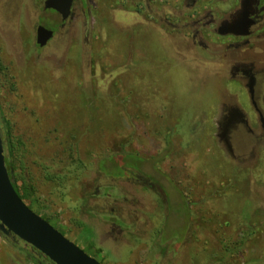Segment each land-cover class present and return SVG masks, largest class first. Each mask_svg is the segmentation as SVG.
<instances>
[{
	"label": "rangeland",
	"instance_id": "obj_1",
	"mask_svg": "<svg viewBox=\"0 0 264 264\" xmlns=\"http://www.w3.org/2000/svg\"><path fill=\"white\" fill-rule=\"evenodd\" d=\"M29 2L20 16L0 0V110L26 205L104 264H264V144L229 140L253 116L231 52L171 32L168 0L158 23L134 0H86L38 48ZM0 264L31 263L0 235Z\"/></svg>",
	"mask_w": 264,
	"mask_h": 264
},
{
	"label": "flooded vegetation",
	"instance_id": "obj_2",
	"mask_svg": "<svg viewBox=\"0 0 264 264\" xmlns=\"http://www.w3.org/2000/svg\"><path fill=\"white\" fill-rule=\"evenodd\" d=\"M14 1L17 6V8L14 6L16 14H18L19 10V15L22 16L21 10L24 8V0ZM111 1L119 2V6L122 7L130 0ZM160 1L164 0H134L132 9L138 13L145 12V18L158 23ZM45 2L46 0H32L34 5L32 6V3L29 2L30 6H28L30 12L33 8L38 18V23L35 27V45L38 48L45 47L54 38L57 31L67 23L75 5L80 10H83L84 15L86 12L85 6L87 10L92 11V5L88 7L85 4L86 0H73L69 16L63 20L57 11L52 8H46ZM167 5L168 15L164 18L169 20L171 32L183 31L184 35L191 37L192 42L202 47L205 51L231 52L229 53L231 56L225 58L228 76L251 84L250 104L253 116L246 121L245 119H239L238 122H233L234 124L230 125L229 129V140L233 142L234 134L239 131L241 132L239 133L241 137L245 136L246 132L250 135L249 142L264 144V0H168ZM95 7V5L92 6L94 9ZM39 25L53 32L51 38L43 46H39L36 43V29ZM4 120L7 121L5 117ZM3 126L4 124L0 120V130ZM243 131H245L244 134ZM6 151L8 150H5L3 146L4 157ZM147 187L153 190L157 196L161 195L153 180L151 185L147 184ZM100 218L102 222H107L108 220L106 216ZM121 221H111L109 224L112 228L117 227L119 229L121 227L124 230L125 227ZM122 229H119V231H122ZM86 232L88 234L91 233L90 231ZM113 233L111 230L106 237L117 240V236ZM62 234L65 236L64 233ZM0 235L8 242L13 243V245H20L30 251L35 258L39 259L40 263L54 264L40 252L12 234L5 235L0 232ZM71 241L77 246H81L76 241ZM112 244L116 245L117 242ZM86 247L81 246L80 248L89 256L104 264L96 256L90 255L88 251L86 252ZM114 247L116 252H120V246ZM23 254L31 264H35L29 255Z\"/></svg>",
	"mask_w": 264,
	"mask_h": 264
},
{
	"label": "water",
	"instance_id": "obj_3",
	"mask_svg": "<svg viewBox=\"0 0 264 264\" xmlns=\"http://www.w3.org/2000/svg\"><path fill=\"white\" fill-rule=\"evenodd\" d=\"M72 2L73 0H46L45 7L57 11L64 20L71 12ZM52 34L51 30L39 25L36 29V43L39 46L45 45ZM0 232L12 234L54 264H102L30 209L18 195L5 164L1 136Z\"/></svg>",
	"mask_w": 264,
	"mask_h": 264
},
{
	"label": "trees",
	"instance_id": "obj_4",
	"mask_svg": "<svg viewBox=\"0 0 264 264\" xmlns=\"http://www.w3.org/2000/svg\"><path fill=\"white\" fill-rule=\"evenodd\" d=\"M0 120L4 124L3 128L0 130V135H1L2 140H3L4 149L8 150V151H6V155H5V164H6V167H7V170H8V174L10 176V179L12 181V184H13L16 192L18 193V195L22 199H24L26 194L21 193L20 189L16 186V184H15V182L13 180V176H12L11 170H10L11 165H10V162H9L8 155H9V153H11L10 147H12V140H11V137H10V130H9L10 128H9L8 122L4 120V116L2 115V111L1 110H0ZM16 246L18 247V249L21 252L25 253L26 256L29 255L31 257L32 261H34L35 264H46L44 262L40 263L38 261L39 259L35 258L33 256V254L30 251H28L27 249L22 248L20 245H16Z\"/></svg>",
	"mask_w": 264,
	"mask_h": 264
}]
</instances>
